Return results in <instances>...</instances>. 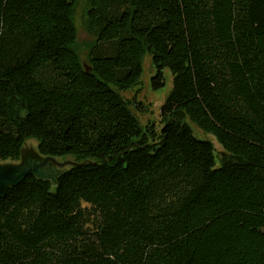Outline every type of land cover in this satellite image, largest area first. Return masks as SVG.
<instances>
[{"label": "trees", "instance_id": "16d2710c", "mask_svg": "<svg viewBox=\"0 0 264 264\" xmlns=\"http://www.w3.org/2000/svg\"><path fill=\"white\" fill-rule=\"evenodd\" d=\"M78 2L0 0V163H76L0 200V264H264V0H87L86 65ZM147 54L160 130L122 96Z\"/></svg>", "mask_w": 264, "mask_h": 264}, {"label": "rangeland", "instance_id": "374dc122", "mask_svg": "<svg viewBox=\"0 0 264 264\" xmlns=\"http://www.w3.org/2000/svg\"><path fill=\"white\" fill-rule=\"evenodd\" d=\"M86 10L87 0H79L75 15V22L78 29V54L84 65H86L87 62L88 45L92 44V42L94 41L86 30ZM142 67L143 72L139 84L133 87L131 90L122 93V96L126 101L137 103V106H135L136 108L133 107L132 111L136 115V118L138 119L142 127L153 124L157 128V130H160L162 126L161 109L172 90L173 76L169 69H164V81H162L163 86L155 88L153 79L156 78L158 70L152 64L151 56L149 54L145 56ZM190 127L193 130L196 138L204 141H209L214 145L216 167L219 168L221 166L219 155L223 151L221 145L213 135L205 134L196 125L190 123ZM25 147L29 149L34 148L38 152L37 142L34 140H29ZM57 162L59 164L69 162L75 163L71 158H57ZM70 167L72 166H67L66 169H69Z\"/></svg>", "mask_w": 264, "mask_h": 264}, {"label": "water", "instance_id": "95a60500", "mask_svg": "<svg viewBox=\"0 0 264 264\" xmlns=\"http://www.w3.org/2000/svg\"><path fill=\"white\" fill-rule=\"evenodd\" d=\"M67 166L76 164L72 162L59 164L57 158L45 157L34 148L24 147L19 162L0 163V200L10 189L17 187L29 176L50 181L56 186Z\"/></svg>", "mask_w": 264, "mask_h": 264}]
</instances>
